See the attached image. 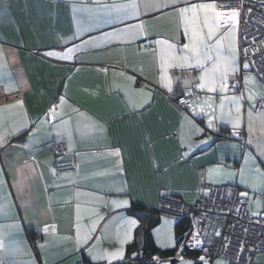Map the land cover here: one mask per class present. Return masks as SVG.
Wrapping results in <instances>:
<instances>
[{
  "label": "crops",
  "instance_id": "0c3cea01",
  "mask_svg": "<svg viewBox=\"0 0 264 264\" xmlns=\"http://www.w3.org/2000/svg\"><path fill=\"white\" fill-rule=\"evenodd\" d=\"M130 2L0 0V133H7L0 144V169L6 182L0 188V204L5 205L0 210V264H82L84 255L89 254L83 246L78 248L76 241L77 204L81 209V235L98 218L84 209L95 208L103 218L93 233L100 240L90 241L88 247L97 244V255L121 252L114 260L101 259L107 263L122 261L127 254V245L139 224L129 212L135 203L156 208L161 195H176L192 204L207 194L210 185L235 183L241 193L247 192L249 210L255 215L264 214V177L255 172L251 162L245 165L243 159L245 154L256 155V146L264 145V117L260 115L264 111V103L260 104L264 101V85L250 66L243 68L248 63L240 58L239 16L235 25L226 23L217 29L219 38L231 27V36L223 44L225 49L229 43L237 49V73L229 76V90L221 94L218 90L196 89L194 85L199 83L203 69L170 67L167 75L173 80V91L169 93L157 83L161 46L155 41L163 39L181 46L188 42L183 34V19L172 9L165 10L172 14L145 13L143 5L147 0H135L139 17L97 26L101 18H115L126 11L118 13L113 9L107 13L103 11L106 5ZM187 3L217 5L216 0ZM177 6L187 5L182 0ZM230 10L217 5V11ZM204 15L200 10L201 25ZM141 20L145 22L146 38L88 46L74 53L69 61L43 54L50 49L63 51L89 35L98 36ZM78 30L83 31V36L74 39ZM191 63L195 65L194 60ZM129 76H134L135 81H129ZM244 76L249 77L247 86ZM185 79L189 81L192 99L180 107L172 95L185 94ZM235 81H240L242 87L237 88ZM141 89L151 90L153 97L150 106L137 109L133 103L145 99ZM61 94L67 103L57 108L56 119L40 123L38 117L57 103ZM241 94L238 134H244L245 146L233 134L229 120V114L235 115V105L226 99L223 110L220 108L221 95ZM213 109L215 119L209 128L206 125ZM249 109L253 113L251 121ZM62 121H68L70 131L65 130ZM194 126L203 131H195ZM55 142L65 144V157L73 160L76 172H55L51 149ZM189 144L193 145L190 153ZM115 148L120 150L119 155L111 153ZM257 165L264 170V159L257 160ZM218 166L223 171L213 173L210 179L209 169ZM242 167L245 184L240 183ZM228 172L236 175H226ZM112 200H129V204L113 205ZM9 202L11 207L7 206ZM129 219H135L137 224L127 225ZM45 226L47 232L43 231ZM154 228L152 234L159 247L176 246V223L166 222ZM184 252L180 248L176 257L159 261L171 259L175 264L177 256L199 261L201 254L194 252V257ZM204 257L209 264H233L224 258ZM252 264H264V252L257 253Z\"/></svg>",
  "mask_w": 264,
  "mask_h": 264
},
{
  "label": "snow or ice",
  "instance_id": "6c2138e0",
  "mask_svg": "<svg viewBox=\"0 0 264 264\" xmlns=\"http://www.w3.org/2000/svg\"><path fill=\"white\" fill-rule=\"evenodd\" d=\"M182 2V0H147V2L143 5L145 13L147 12H161L163 14H172L168 13L165 10L172 9L173 12L179 15L184 22L183 34L185 39L188 42L182 44V46L178 43H172L168 40L159 39L155 41L156 44L160 45V75L157 83L164 89H166L169 93L173 91V80L167 75V69L172 67H179L181 70L185 68H198L203 69L201 74L198 77L199 83L195 84L194 87L196 89L205 90L207 89L209 92H216L217 90L223 94L227 92L230 88L229 76L230 74L237 73V49L233 47L231 43L227 45L225 49L223 40L225 38H229L231 36V27H228L225 31L224 36H220L217 38V29L224 26V24H229L230 26L235 25L237 22V18L239 16V12L236 8H231L230 11H217V5L215 3H187V0H183V2L187 5L184 7H178ZM223 7V6H221ZM115 9L118 13L120 10H126L123 14H118L115 18H101L99 20L98 27L103 26L104 24H118L122 20L131 19L134 17H139L141 15L139 5L135 3V0L128 4L121 5H110L105 6L103 11L107 13H111V11ZM200 10H203L205 13L203 18V23L199 22L198 13ZM211 12V16L209 15ZM191 13L189 17L188 14ZM231 18L230 20L228 18ZM207 28V32H204V28ZM83 36V31H79L76 33L74 39H79ZM147 32L145 28V22L141 20L136 24H126L123 27H114L111 31L103 32L98 36L89 35L87 39H81L79 44H72L70 47H65L63 51H55V50H47L43 54L46 57H54L60 60L69 61L73 59V54L78 50L86 48L88 46H98L100 44H109L114 40L121 42H133L138 40L141 37L146 38ZM215 40V43L212 41ZM245 51H247L245 49ZM180 53V54H178ZM195 61V65L191 63V61ZM211 63V67H208V64ZM248 64H244L243 68H248ZM231 70V71H230ZM106 71V69H105ZM264 79V77H261ZM129 81H135L134 76L127 77ZM179 78H177L178 80ZM249 81L248 76H244V85L247 86ZM185 85V96L191 95V88L189 87V81L187 79L184 80ZM126 94L132 95V92H127ZM141 95L145 97L142 103H133V107L137 109H144L146 106H150V102L153 97V93L151 90L143 91L141 89ZM179 102L187 105V99L185 97H179ZM229 100L231 104L235 105V115L232 116L229 114V120L232 121L231 127L233 129V134L238 135V129L241 127V100L243 99V94L240 96L232 95L230 97H225L221 95L220 100V108L223 110L224 101ZM58 102L49 106V108L45 111L42 117H38L40 123H45L49 119L55 120L57 117V108H62L67 103V98L65 95L61 94L57 98ZM248 100H253V96L250 94L248 96ZM207 102V101H206ZM264 108V105H262ZM74 112L78 113L77 109H73ZM195 111V109H193ZM204 111L203 108L200 109L202 113ZM200 113H197L199 115ZM83 115V114H80ZM252 109H249L248 116L251 121L252 118ZM260 115L264 117V111L260 112ZM187 118V117H186ZM215 119V109H213L212 115L209 117L207 121V127L211 128L213 126V121ZM221 119H223V111H221ZM191 122V121H190ZM62 125L66 126L65 130L70 131L67 128L68 121H62ZM195 131L202 132L203 129L196 128L194 126ZM250 130V129H249ZM17 130H13V134H16ZM7 133H0V144H2L5 140V136ZM31 139V136H30ZM206 142V141H205ZM249 144L252 143L251 140L248 141ZM28 145L26 144L25 147ZM189 153L193 150V145L189 144ZM257 154L256 155H244V164L248 165L249 162L255 168V172L259 174L261 177H264V170H262L257 165V160L264 159V145H257ZM111 153L114 155H119L120 150L118 148L112 149ZM189 153H185L188 155ZM223 170L218 166L216 168L209 169L208 175L211 179L213 173H220ZM4 171L0 169V188L4 186L6 183L3 179ZM226 175L235 176L236 173L228 172ZM240 183L245 184V169L242 167L239 170ZM253 190H255V185L252 186ZM119 191V190H118ZM241 196L247 198V192H243L240 194ZM102 199V198H97ZM111 203L113 205H128L129 200H112ZM259 204L260 201H257ZM8 207H11V203L9 202ZM5 207L4 204H0V210ZM86 213L89 215H95L98 218L93 219L89 226H86V230L81 235V227H80V205L77 204V245L83 246L86 252L89 254V257L93 261L104 259L105 257L111 261L121 256V252L117 251L115 253H104L103 255L95 254V249L97 244H92L91 247H88L89 242L92 240H96L97 242L100 240V237H94L93 233L97 231L100 220L103 219L99 217L98 210L95 208H87L84 209ZM129 226H134L137 224L135 219H129L125 222ZM48 226H45L43 231L47 232ZM39 231V229H38ZM125 240L128 237V230L126 229L123 233ZM197 245L201 244V241L197 238V236L193 237ZM125 240H121V243H124ZM169 240H172V237H169ZM2 246V244H0ZM173 246H175L173 244ZM43 247V245H41ZM183 245H181V251L183 250ZM135 255V254H134ZM156 264H173V261L170 259L167 262L159 261L158 257L153 258ZM177 259L180 261V264H195L193 261H185L182 256H177ZM200 264H209L208 261L205 260L204 256L199 257ZM216 264H221L220 261H217Z\"/></svg>",
  "mask_w": 264,
  "mask_h": 264
},
{
  "label": "built area",
  "instance_id": "2783aa9c",
  "mask_svg": "<svg viewBox=\"0 0 264 264\" xmlns=\"http://www.w3.org/2000/svg\"><path fill=\"white\" fill-rule=\"evenodd\" d=\"M216 3L220 8L238 10L241 62H247L264 85L261 78L264 77V0H216ZM145 46L148 47L147 41ZM233 84L242 87L240 81ZM179 97H185L187 104L192 99V95L174 93L172 100L180 107L185 104L179 102ZM237 139L246 145L243 133H239ZM51 149L56 173L77 171L73 160L65 157L63 142H55ZM207 189V194L192 204L176 195H161L156 208L161 214L189 221L184 237L188 250L213 259L224 258L233 264H252L256 254L264 252V214L255 215L249 210V198L240 195L235 183L210 185ZM194 236L201 244H196ZM139 257L137 253L130 255L131 260Z\"/></svg>",
  "mask_w": 264,
  "mask_h": 264
},
{
  "label": "trees",
  "instance_id": "16d2710c",
  "mask_svg": "<svg viewBox=\"0 0 264 264\" xmlns=\"http://www.w3.org/2000/svg\"><path fill=\"white\" fill-rule=\"evenodd\" d=\"M129 212L134 215L139 224L135 229L134 238L127 245V254L122 261H115L107 263L103 260L93 261L89 256L84 255L82 264H156L154 257L159 259H169L176 257L181 245H183L184 254L192 255L196 251L188 250L184 237L189 228V221L187 219H180L176 221L175 234L177 244L170 248L159 247L153 237L152 230L162 220V214L158 208H148L143 204L135 203L129 209ZM140 254L141 257L137 259H130L131 254ZM198 253V252H196ZM193 256H197V254ZM200 254V253H199ZM195 264H200V261H196Z\"/></svg>",
  "mask_w": 264,
  "mask_h": 264
},
{
  "label": "rangeland",
  "instance_id": "374dc122",
  "mask_svg": "<svg viewBox=\"0 0 264 264\" xmlns=\"http://www.w3.org/2000/svg\"><path fill=\"white\" fill-rule=\"evenodd\" d=\"M167 214H163L162 215V220H161V222H160V224H158L156 227L158 228V226H162L163 224H165L166 222H174V225H175V223H176V221H177V219L176 218H174V217H172V216H170V215H167ZM155 227V228H156ZM154 228V229H155ZM171 246V245H170ZM170 246H166V247H169L170 248ZM201 256H204V255H200L199 257H201ZM185 261H192V259H189V257L188 256H186V257H184L183 258ZM193 262H194V260H193ZM177 263H180V261L178 260L175 264H177Z\"/></svg>",
  "mask_w": 264,
  "mask_h": 264
},
{
  "label": "bare ground",
  "instance_id": "6f19581e",
  "mask_svg": "<svg viewBox=\"0 0 264 264\" xmlns=\"http://www.w3.org/2000/svg\"><path fill=\"white\" fill-rule=\"evenodd\" d=\"M163 215V214H162ZM167 216V215H166Z\"/></svg>",
  "mask_w": 264,
  "mask_h": 264
}]
</instances>
